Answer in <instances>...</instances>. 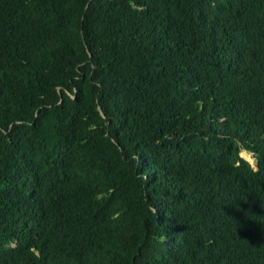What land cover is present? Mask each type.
Listing matches in <instances>:
<instances>
[{"label":"trees","instance_id":"16d2710c","mask_svg":"<svg viewBox=\"0 0 264 264\" xmlns=\"http://www.w3.org/2000/svg\"><path fill=\"white\" fill-rule=\"evenodd\" d=\"M0 264H264V0H0Z\"/></svg>","mask_w":264,"mask_h":264},{"label":"rangeland","instance_id":"374dc122","mask_svg":"<svg viewBox=\"0 0 264 264\" xmlns=\"http://www.w3.org/2000/svg\"><path fill=\"white\" fill-rule=\"evenodd\" d=\"M240 156L249 162L252 168H255V161L252 159V156L247 154L246 152H242Z\"/></svg>","mask_w":264,"mask_h":264}]
</instances>
